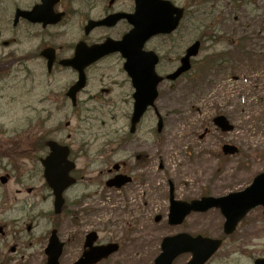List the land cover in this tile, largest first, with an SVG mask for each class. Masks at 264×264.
Masks as SVG:
<instances>
[{"label": "rangeland", "instance_id": "1", "mask_svg": "<svg viewBox=\"0 0 264 264\" xmlns=\"http://www.w3.org/2000/svg\"><path fill=\"white\" fill-rule=\"evenodd\" d=\"M37 1L0 0V61H10V48L4 43L12 38L11 6L22 2V7H31ZM108 1L64 0L61 8L67 9L69 15L59 25L43 32L40 26H22L16 32L13 48L18 52L16 56L25 54L26 60L13 62L6 69L7 63H0V153L6 151L0 154V176L10 177L7 185H0V227L5 233L4 237L0 235V264H44L47 238L58 225L62 240L77 236L75 242L66 241L60 264L76 261L89 231L99 232L103 242L110 239L120 246L116 254L100 264H152L160 254L162 239L183 231L224 239L220 250L206 264H252L264 255L261 215L249 213L228 237L222 233L224 219L216 209L193 213L182 226L173 228L167 225L166 217L169 181L177 199L190 201L203 195L219 197L242 190L254 176L264 173V64L259 65L264 61L259 56L264 54L260 51L264 39H260L261 32L257 33L264 0H170L184 7L187 15L174 35L147 44L146 49L160 55L157 72L162 76L171 72L193 41L202 40L201 50L190 73L174 83L159 85L156 108L163 119L162 132L157 134V119L151 110L132 136L128 128L133 90L118 55L89 71L88 86L79 96L75 113L63 100L75 76L60 70L47 74L45 61L39 57L40 50L47 46L62 57L72 55L70 47L83 38L86 21L103 16ZM132 7V0H116L113 10L128 11ZM255 8L263 10L254 11ZM252 12L261 14L253 18ZM121 30L122 26L113 31L95 30L88 40L99 41ZM221 52L233 55L226 69H222L224 63L219 59L220 71L214 61ZM251 53L255 63L249 67ZM217 114L229 119L233 132L220 134L213 127L211 119ZM205 128L209 134L200 140ZM50 138L67 143L77 169H87L88 181L68 190L66 198L76 201L86 194L96 198L107 195L112 205H91L90 200L87 207L83 206L86 201L76 207L73 201L67 203L65 214L59 218L50 215L52 204L38 162L45 151L37 152V141ZM227 142L239 147L237 157L221 156V145ZM165 149L173 151V158H168ZM137 155L147 159L150 171L135 170ZM122 161L129 163V171L151 176L155 205L151 211H142V183L128 185L126 193L105 190L102 181L107 170ZM28 188L39 190L38 196L16 193ZM131 194L139 195L134 208L136 219L131 214L125 216L132 208L124 197ZM155 216L162 217L160 223H154ZM14 245L16 253L10 254L8 250ZM189 258L182 255L174 264H184Z\"/></svg>", "mask_w": 264, "mask_h": 264}, {"label": "water", "instance_id": "2", "mask_svg": "<svg viewBox=\"0 0 264 264\" xmlns=\"http://www.w3.org/2000/svg\"><path fill=\"white\" fill-rule=\"evenodd\" d=\"M58 0H44L41 6H36L28 18L33 21L41 22L43 25L55 24L61 18L52 15V7ZM113 1L110 2L112 4ZM134 13L132 15L110 16L103 21H89L85 27L88 34L92 29L99 26L111 27L121 19H126L132 27L122 41L115 42L107 39L105 43L86 48L82 43L76 48L75 57L72 60L62 62V65L73 67L79 72V81L73 86L68 95L73 99L85 83L83 70L98 61L99 59L112 53H120L126 60L125 69L132 79L133 87L136 89L134 94L135 105L134 114L131 120V132L145 112L147 106L152 105L157 97L156 87L161 81L154 73V67L158 58L153 53L143 51L145 43L157 35H168L176 30L183 16V10L174 7L169 1L165 0H134ZM199 43H195L186 51L185 57L181 60L182 66L176 73L168 79L175 80L180 74L190 69L189 61L198 53ZM42 55L50 60L52 52L44 50ZM51 62V61H50ZM213 123L223 132H229L233 128L228 124L224 117H216ZM160 125V123H159ZM161 126H159V130ZM51 155L44 161L46 168L45 178L54 191L56 197L55 213H59L62 200L61 193L72 184L68 179L67 172L70 168L59 169L60 163L65 161L66 153L54 144H49ZM225 155H234L237 149L233 146H224ZM5 183V179H1ZM121 176H116L107 183L110 187H121L128 182ZM264 207V175H259L253 185L244 192L230 194L223 198L213 199L204 198L200 201H193L190 204L174 202L171 195V208L168 216L170 225H180L190 212H205L211 208H219L225 218L224 232L231 234L237 223L256 206ZM156 218V222L159 221ZM96 241V234L90 233L85 240L82 258L75 264H97L107 259L117 251L116 245L93 247ZM221 242L202 237L192 238L186 234H180L173 238H166L162 242V254L155 260L154 264H171L173 259L180 254L190 253L192 259L187 264H204L220 247ZM63 245L58 241L56 232L53 231L49 239L48 247L45 250L47 255L46 264H59ZM255 264H264V260H258Z\"/></svg>", "mask_w": 264, "mask_h": 264}, {"label": "flooded vegetation", "instance_id": "3", "mask_svg": "<svg viewBox=\"0 0 264 264\" xmlns=\"http://www.w3.org/2000/svg\"><path fill=\"white\" fill-rule=\"evenodd\" d=\"M63 1L64 0H62L58 5H56L55 7H54V11L55 12H60V10H62V8H61V4L63 3ZM20 4V6H15L14 8H13V16H14V13H15V11L17 10V9H19V8H21V9H24V10H28L29 8H23L22 7V2H20L19 3ZM133 10V9H132ZM132 10H128V11H122V10H119V11H115V10H112V7H110V10L107 12V13H105L103 16H101L100 18H102V17H104V16H106V15H108V14H110V13H116V12H127V13H130ZM263 10V8H255L254 9V11H262ZM252 14L253 15H255V17H257L258 16V14H261V13H256V12H252ZM259 17H264V13L263 14H261ZM258 17V18H259ZM27 22L26 21H24V20H20L19 21V23L16 25V26H14V28H18V27H20V26H22V25H24V26H27ZM120 24H122V30L121 31H119L118 33H116L115 35H114V39H120L125 33H126V31H128V29H129V27L127 26V24L125 23V21H122V22H120L116 27H118ZM116 27H114L113 29H115ZM85 40L87 41V43L88 44H93V43H98V42H101L102 40H100V41H89L88 40V38L86 37L85 38ZM261 52H264V47L260 50ZM251 55H250V60H248V64L249 65H252L253 63H254V61L253 60H251ZM58 59L56 58V61H57ZM261 63L262 64H264V61H261ZM55 65H57V67H55V69H59L60 70V67L58 66V63L57 64H55ZM64 102L67 104V106L70 108V110H71V112L72 113H75L76 112V110H77V108H78V106H79V104L77 103L75 106H71L70 105V103H69V101L68 100H66V99H64ZM139 159H141V161H136L135 162V164L136 165H141V164H144L142 167H137V166H135V170H138L139 168H144L145 170H146V172L147 171H150V164L147 162V159H144V158H141L140 156L138 157ZM138 158H136V160H138ZM146 165V166H145ZM135 171H129V166L127 165V163L125 162V161H122L121 163H120V167H119V169H118V171L116 172V171H113V170H107V174L109 175V177L108 178H112L116 173H120V174H125V175H130V176H132V178H133V183H135L136 185H139V184H143V188L144 189H141V199H142V201H143V204H142V206H143V212H146V210H149V211H151L152 210V208L154 209V204L152 203V197H153V184H152V179H151V176L150 175H148V174H144V176L142 177V175H139V174H135L134 173ZM145 172V173H146ZM71 176L72 177H74V179L76 180V184L80 181V182H82V181H88V179H89V177H88V174H87V169H85L84 171L83 170H78L77 169V167H76V169L75 170H73L72 171V173H71ZM132 183V184H133ZM131 185V184H130ZM21 192V190H19V191H17V193H20ZM33 192H35V190H28L27 189V191H26V194L28 195V196H34V197H37L38 195L37 194H32ZM37 192H40L39 190L37 191ZM127 191L125 190V189H121L120 191H119V193H126ZM97 195H92V194H86V196H85V198H83L82 200H76V201H74V200H68L67 198H66V193L64 194V196H63V198H64V207H63V209H62V213L63 214H65V207H66V205H67V203L68 202H70V203H72L73 201H74V206H76V207H78V206H80V204L82 203V202H84V201H86L87 203H85L83 206L84 207H87V205H88V202L90 201V200H92L94 197H96ZM139 195L138 194H131L129 197H127V196H125V197H127V204H130V203H132V205L130 206L129 205V207H131L132 208V210L131 211H127V215H129V214H131V216L132 217H134L135 219H136V211L134 210V208L136 207V202H137V197H138ZM53 201H54V198H53V195L50 193L49 194V203L50 204H52V207H53ZM23 203H27L26 201L25 202H23ZM91 205H92V202H91ZM88 207H90V205L88 206ZM85 212H87V210H84ZM251 212H255L256 213V215H257V217L259 216V215H261V217L263 218V220H264V216H262L263 215V208L262 207H257L256 209H254L253 211H251ZM51 215V214H50ZM246 220V219H245ZM244 220V221H245ZM137 221V220H136ZM244 221H242L240 224H242ZM75 223H77V222H75ZM140 223V222H139ZM138 223V224H139ZM246 225H248V224H246ZM59 226V225H58ZM58 226H56V228H53V229H55L56 231H57V234H58V237H59V239H60V241H62V245H63V251H64V248H65V246H66V241L68 242V243H72V242H75L76 241V237L75 236H71V237H69V238H67L66 240H62L61 238H60V236H59V230H60V227H58ZM247 228H250V225L247 227ZM59 229V230H58ZM246 231L244 232V233H247V229H245ZM87 233V232H86ZM86 233H85V235H86ZM85 235H84V237H85ZM47 240H48V238H47ZM83 241H84V238H83ZM107 243H111V240L110 239H107L105 242H103V241H101L100 239H99V242H98V244L100 245V244H107ZM119 245V244H118ZM81 253H82V249H81V252H80V255H81ZM79 255V256H80ZM78 256V257H79ZM261 257H264V255L263 256H261ZM253 262H254V260H253ZM252 262V263H253Z\"/></svg>", "mask_w": 264, "mask_h": 264}, {"label": "bare ground", "instance_id": "4", "mask_svg": "<svg viewBox=\"0 0 264 264\" xmlns=\"http://www.w3.org/2000/svg\"><path fill=\"white\" fill-rule=\"evenodd\" d=\"M164 152L168 156L169 159L173 158V156H172L173 151L171 149H165Z\"/></svg>", "mask_w": 264, "mask_h": 264}]
</instances>
